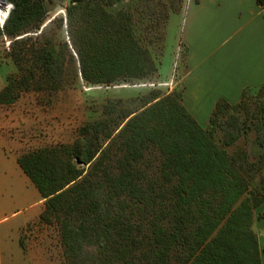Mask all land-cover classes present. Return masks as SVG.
Masks as SVG:
<instances>
[{
  "label": "trees",
  "instance_id": "obj_1",
  "mask_svg": "<svg viewBox=\"0 0 264 264\" xmlns=\"http://www.w3.org/2000/svg\"><path fill=\"white\" fill-rule=\"evenodd\" d=\"M6 1L0 39L17 70L0 91L5 107L59 92L70 75L87 87L154 83L151 48L165 40L157 31L185 4L138 0L112 12L123 0H70L66 17L47 23L45 0ZM65 23L70 41H57L51 29ZM182 56L172 92L150 91L139 109L109 100L105 118L82 125L72 143L18 157L46 200L40 223L59 230L65 264H263L264 103L253 108L249 90L236 105L221 100L202 127L185 105ZM253 131L255 160L237 147Z\"/></svg>",
  "mask_w": 264,
  "mask_h": 264
},
{
  "label": "crops",
  "instance_id": "obj_2",
  "mask_svg": "<svg viewBox=\"0 0 264 264\" xmlns=\"http://www.w3.org/2000/svg\"><path fill=\"white\" fill-rule=\"evenodd\" d=\"M177 15L184 22L177 67L187 52L180 70L185 105L206 127L219 101L236 105L245 91L264 88V0H186ZM21 113L14 125L35 127L28 110ZM25 146L0 125V264H56L49 228L40 223L46 200L18 164L17 153ZM8 177L26 186L24 196L8 200L1 195Z\"/></svg>",
  "mask_w": 264,
  "mask_h": 264
},
{
  "label": "rangeland",
  "instance_id": "obj_3",
  "mask_svg": "<svg viewBox=\"0 0 264 264\" xmlns=\"http://www.w3.org/2000/svg\"><path fill=\"white\" fill-rule=\"evenodd\" d=\"M45 1L49 9L47 23H50L58 16L66 17L65 8L68 6L70 0ZM138 4V0H123L116 7L110 8V10L112 12H117L121 9L129 10L135 8ZM183 23L182 17L173 13L166 23L162 22L160 30L157 31V34L165 35V40L164 43L161 42L151 48L155 59L161 67V74H159L154 83H151L153 86L134 87V85L129 84L117 87H87L80 78L75 79L73 75H70L68 78L69 84L59 92L27 94L17 106H0V125L2 130H5L8 136L14 139L26 142V146L22 148V151L17 153L18 156L39 148L60 143H72L77 138L79 128L82 125L105 118L104 106L109 100H122L125 106H133L139 109L142 106L139 101L140 98L150 91L161 90L163 94L172 92L178 84L177 70L180 64L178 67L176 64L179 63L180 54L177 46ZM51 35L57 41H70L68 25L66 23L62 29L53 26ZM8 43L5 39H0V91L3 85H6L7 76L15 73L17 70L12 60L7 56ZM162 44L165 46L163 50ZM69 70L73 72L74 69L70 66ZM171 83L174 85L170 86L169 84ZM248 96L253 108L258 103H264V91L252 90L248 92ZM134 100L138 101L134 102ZM23 110H28L31 119H34L33 124L35 127L29 129L27 125V127H24L26 129H22V127L19 128L14 125L15 122L20 121L19 118ZM221 136L222 133L219 132L217 135L218 140ZM256 136V132L253 131L249 135L248 140L243 138L237 145V147L247 149L252 160H255L262 152V149L256 143ZM237 147L230 148L229 151L233 152ZM8 178L5 185L1 187V195L5 196L8 200L19 195L24 196V192L27 190L26 186L20 184L15 178ZM260 212H264V207L259 210ZM48 228V232L46 233L50 239L49 248L52 250L56 264H65L60 232L56 227ZM39 229L42 234V229ZM255 229L259 235L260 245L264 252V220L258 221Z\"/></svg>",
  "mask_w": 264,
  "mask_h": 264
},
{
  "label": "bare ground",
  "instance_id": "obj_4",
  "mask_svg": "<svg viewBox=\"0 0 264 264\" xmlns=\"http://www.w3.org/2000/svg\"><path fill=\"white\" fill-rule=\"evenodd\" d=\"M10 8L0 1V23H3L10 13Z\"/></svg>",
  "mask_w": 264,
  "mask_h": 264
},
{
  "label": "water",
  "instance_id": "obj_5",
  "mask_svg": "<svg viewBox=\"0 0 264 264\" xmlns=\"http://www.w3.org/2000/svg\"><path fill=\"white\" fill-rule=\"evenodd\" d=\"M0 1L3 2L5 5H9L8 2H7L6 0H0ZM11 12H12V10L10 11V13H9V15H8V18H9V16H10ZM8 18H7V19H8ZM7 19H6L3 23H0V24H1L2 26H4L5 23H6V21H7Z\"/></svg>",
  "mask_w": 264,
  "mask_h": 264
},
{
  "label": "built area",
  "instance_id": "obj_6",
  "mask_svg": "<svg viewBox=\"0 0 264 264\" xmlns=\"http://www.w3.org/2000/svg\"><path fill=\"white\" fill-rule=\"evenodd\" d=\"M8 45H10V43H8ZM170 86H173L174 84L173 83H171V84H169ZM142 86H153V85H151V84H138V85H134V87H142Z\"/></svg>",
  "mask_w": 264,
  "mask_h": 264
}]
</instances>
